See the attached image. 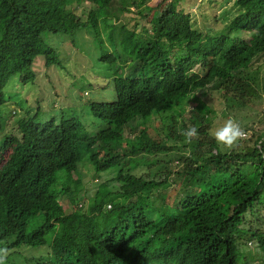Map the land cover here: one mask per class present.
<instances>
[{
  "label": "trees",
  "instance_id": "1",
  "mask_svg": "<svg viewBox=\"0 0 264 264\" xmlns=\"http://www.w3.org/2000/svg\"><path fill=\"white\" fill-rule=\"evenodd\" d=\"M112 2L0 0V130L4 114L1 106L6 103L3 91L9 80L17 76L23 85L32 83L36 60L44 59L47 67H61L60 53L53 46L56 42L49 35L72 39L80 30H88L92 26L91 21H79L75 8L89 7L98 18L102 16L101 11L111 7ZM234 6L238 9L237 16L226 27L228 32H233L232 37L211 38L192 29L189 16L169 3L151 21L147 20V28L152 22L149 29L153 39L144 45V39L138 37L129 60L115 48L110 52L103 49L99 60L104 68L112 71L115 80L111 85L121 95L107 106L106 115H101L112 127L100 132L99 136L89 137L79 118L76 115L65 116L64 111L52 112L46 119L44 114L36 112L21 120L15 134L18 138L9 139L15 143L14 153L0 171V192L8 183H13V195L20 197L26 192L27 177L33 180L37 174L42 179L52 175L54 170L62 171L64 168L75 172L74 167L80 160L83 164H90L94 170L99 168L101 159L95 156L94 150H104L103 144L106 143L110 147H121L119 145L124 142L121 127L127 123L133 107L136 116L162 118L167 115L177 94L187 95L203 88L220 93L232 108L238 104L242 107L249 98H254L257 94L256 76L249 69L255 58L264 55V0H234ZM243 32L249 39L241 38ZM129 42L132 43L131 39ZM185 44L189 56L177 63L171 61L170 58L184 54L177 50ZM195 44H199L201 49L187 47ZM196 64L200 66L203 77L191 73ZM152 85L160 88L155 91ZM200 107H204L203 104ZM89 110H92L91 106ZM209 112L213 111L210 109ZM57 117L59 123L56 125L54 119ZM205 134H209L207 129ZM210 142L207 157L196 163L213 172L210 187L216 199L212 206H228L221 212L209 214L215 217V225L209 230L211 241L205 250L214 255L225 243L235 245L234 236L242 232L238 226L244 223L246 212L254 216V211L264 206V130L261 134L251 132L242 146L229 155L219 152L214 139ZM124 144L127 147L126 141ZM93 146L94 150L91 149ZM130 152L133 153V149ZM200 170V167L194 168L193 176ZM244 170L249 173L246 177L242 176ZM82 175L84 179L87 177V174ZM0 197L6 199L0 201V238L3 240L0 247L43 244L31 239L39 238L52 229L49 224L51 205L27 206L10 196ZM39 211L46 213L44 223L29 231L26 223ZM58 242H52L54 253L62 245L60 239ZM83 257L87 264H100L93 251L83 252ZM19 260V254L8 253L6 264H17Z\"/></svg>",
  "mask_w": 264,
  "mask_h": 264
},
{
  "label": "clouds",
  "instance_id": "2",
  "mask_svg": "<svg viewBox=\"0 0 264 264\" xmlns=\"http://www.w3.org/2000/svg\"><path fill=\"white\" fill-rule=\"evenodd\" d=\"M148 2L135 0L133 4L143 7ZM112 4L101 11L102 16L96 19L103 18L105 21L111 17L119 20L121 9L113 10ZM90 21L93 24V19ZM136 39L125 50L128 60L132 56ZM152 39L153 35L143 41L144 45ZM112 48L107 50L110 52ZM176 57L170 60L177 63ZM195 66L200 68L197 64ZM192 69L191 73L197 74ZM104 70L108 76L107 83L102 90L97 88L101 97L86 102L84 115L73 114L76 112L74 107L68 111L51 108L52 112L64 111L63 114L68 117L76 115L89 137L99 136L100 132H106L112 127L101 115H106L107 106L121 96L111 85L115 80L112 71L106 67ZM159 88L152 85L155 91ZM106 89L112 95L103 94ZM206 95L210 101L216 96L222 97L220 93L205 88L187 95L177 94L167 112V119L166 116H136L133 107L127 123L121 127L124 139L123 144L119 145L121 147H110L108 143L103 144L104 150L90 147L95 151V156L101 159V166L95 170L80 160L74 167L75 172L64 168L62 171L56 169L52 175L42 179L37 174L33 180L27 177L26 192L20 197L13 195L15 185L8 183L0 196H10L12 200L27 206L51 205L49 224L52 229L39 238L31 239L42 241L43 244L0 247V264H6L8 253L12 252L20 256L17 264H87L83 257L85 251H93L100 264H264V239L258 230L250 231L246 227L249 225L248 218L252 217L249 212L243 215L244 223L238 226L242 232L234 236L235 245L225 243L214 255L205 250L211 241L209 230L215 225V217L209 214L221 212L228 206H212L216 199L210 187L213 172L198 163L210 152V140H215L221 154L229 155L242 146L252 132L249 129L243 131L239 123L232 119L216 125V129L210 131L214 111L209 112L211 107L205 104L206 101H198V97L204 98ZM77 96L82 97L80 93ZM223 102L225 105V99ZM200 104L204 107H200ZM5 106L6 103L1 106L4 114L0 130V171L14 153L15 143L9 142V139L18 138L15 136L17 124L24 120L21 119L13 128L3 132L6 118L10 114ZM89 106L93 111L89 110ZM234 108L237 110L241 106L238 104ZM84 118L90 119V129L94 135H89L92 131L82 124H86ZM58 123L57 117L54 124ZM127 129L128 136H124ZM205 129L209 134H205ZM223 146L226 147L224 150ZM132 149L133 153L130 152ZM213 153L216 151L213 150ZM196 167L201 170L193 176L192 170ZM82 173L87 174L85 179ZM248 174L246 170L242 172L243 177ZM1 200L6 199L0 197ZM261 209L264 210V206L258 207L254 216ZM45 214L39 211L28 220V230L41 227ZM58 239L62 245L54 253L51 245L54 240L58 242ZM248 241H255L263 251L262 255L245 254L241 246ZM0 244H3L1 238Z\"/></svg>",
  "mask_w": 264,
  "mask_h": 264
},
{
  "label": "rangeland",
  "instance_id": "3",
  "mask_svg": "<svg viewBox=\"0 0 264 264\" xmlns=\"http://www.w3.org/2000/svg\"><path fill=\"white\" fill-rule=\"evenodd\" d=\"M134 1L115 0L113 2V10L121 9L119 20L111 17L105 21L103 18L99 20L94 17L89 7L75 8V14L80 22H90V19H93L94 25L92 24L88 30H80L72 39L49 35V38L57 44L53 46L60 53L61 67L58 65L47 67L44 59L36 60L33 66L35 75H33L32 83L23 85L18 77L9 80L4 89L6 90L4 97L6 110H9L10 114L6 118L3 132H7L15 123L31 117L36 112L46 114L44 117L46 119L47 115L53 111L52 107L65 111L74 107L76 111L73 112L74 114L84 115L86 104L100 99L99 90H102L107 83V72L99 60L100 52L113 47L125 54V50L131 45L129 39L133 41L134 38L141 37L146 41L149 40L152 37L149 29L152 22L147 28V20L151 21L154 16L163 11L167 4L176 5L178 10L181 9L185 15L189 16L190 24L194 29L212 38L233 35V32H228L226 27L238 13L234 0H149L143 7H137L133 4ZM141 29L144 30L138 33ZM247 35L244 32L240 34L241 38L249 39ZM187 47L191 50L201 49L198 44L187 45ZM177 51H183L184 54L177 55L176 61L189 56L186 54V44ZM251 65L249 72L256 76L257 94L254 98H249L241 108L237 110L229 108L227 104L224 105V99L221 96H216L212 101L207 95L204 98L198 97L199 99L196 97L200 102L206 101L207 103H204L214 111L209 126L210 131L229 119L239 123L243 131L249 129L261 134L264 130V55L255 58ZM192 70L199 76H203L199 67L194 66ZM79 93L81 98L77 96ZM104 93L112 95V92L107 89L103 90ZM84 119L86 124H82L92 131L90 119ZM128 133L129 130H125L124 136H128ZM89 135H94V132H89ZM225 148L222 147L223 150ZM257 215L248 218L249 225L246 227L251 229L250 231L258 230L264 239V210L261 209ZM241 250L245 254L262 255L263 253L255 241L246 242L241 246Z\"/></svg>",
  "mask_w": 264,
  "mask_h": 264
}]
</instances>
